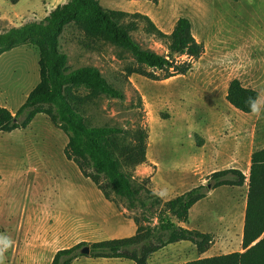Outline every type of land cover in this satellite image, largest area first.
Here are the masks:
<instances>
[{
    "label": "rangeland",
    "instance_id": "1",
    "mask_svg": "<svg viewBox=\"0 0 264 264\" xmlns=\"http://www.w3.org/2000/svg\"><path fill=\"white\" fill-rule=\"evenodd\" d=\"M98 1L109 11L146 15L165 34L187 18L205 48L188 74L166 80V72L154 71L159 77L155 81L129 75L127 69L136 65L129 53L89 40L73 25L60 38L71 70L97 68L125 97L96 100L86 108L87 120L94 126L147 132V163L134 173L135 186L150 179L149 189L166 203L207 186L216 172L238 170L249 179L253 154L264 150V112L259 118L243 114L228 103L227 95L235 79L264 94V0ZM67 2L21 0L15 6L0 0V33L42 23ZM133 36L144 49L168 54L166 42L149 35L143 26ZM39 82L37 50L22 47L5 54L0 58V107L16 116ZM68 143L66 134L45 115H38L27 129L0 133V237L18 247L7 249L11 256L4 261L50 264L59 251L87 243L73 264H135L82 253L94 243L134 237L135 219L147 211H128L126 202L113 197L115 202H110L120 212L128 211L115 218L104 194L67 159ZM245 192V187L219 188L190 212L187 227L212 236L207 256L242 252ZM143 198L149 202L145 191ZM41 220L47 224L39 225L38 236L36 221ZM35 237L41 242L37 248L26 246ZM4 242L0 240V247ZM218 247L223 249L217 252ZM201 257L195 245L178 244L152 264H184Z\"/></svg>",
    "mask_w": 264,
    "mask_h": 264
},
{
    "label": "trees",
    "instance_id": "2",
    "mask_svg": "<svg viewBox=\"0 0 264 264\" xmlns=\"http://www.w3.org/2000/svg\"><path fill=\"white\" fill-rule=\"evenodd\" d=\"M10 2L16 6L21 0ZM71 25L89 40L107 43L129 53L136 64L127 69L129 75L155 81L159 77L154 71L166 72V80L188 74L193 61L204 55L205 48L196 40L192 23L187 18L178 20L173 32L165 34L150 17L109 11L102 8L98 0H69L53 10L42 23H28L0 33V58L16 49L32 47L39 52L40 71L38 86L16 116L0 107V133L27 129L38 115L47 116L69 139L65 150L67 159L77 165L108 201L115 202L114 197L126 202L128 211H147L142 219H135L137 233L134 237L94 243L90 246L91 257L149 264L155 253L181 242H190L198 252L205 254L212 236L185 229L181 224L189 223L192 209L212 191L222 187L242 188L247 184L244 252L184 264H264V150L253 154L249 179L238 170L216 172L207 186H200L166 203L149 189L150 179L136 187L134 173L147 163L148 134L143 128L127 131L119 127L94 126L87 120L86 108L96 100L101 97L124 100L125 97L99 69H70L69 57L61 52L60 38ZM142 26L149 35L166 42V56L144 49L135 40L133 35ZM183 57L188 61L181 63L179 59ZM258 95L256 90L246 88L235 79L230 83L227 101L237 111L249 115L246 101ZM144 191L149 202L143 198ZM85 246L88 244L81 243L59 251L52 264H73L82 256L79 251Z\"/></svg>",
    "mask_w": 264,
    "mask_h": 264
},
{
    "label": "crops",
    "instance_id": "3",
    "mask_svg": "<svg viewBox=\"0 0 264 264\" xmlns=\"http://www.w3.org/2000/svg\"><path fill=\"white\" fill-rule=\"evenodd\" d=\"M69 1V0H68ZM201 186H204V185H201ZM200 187V186H199ZM245 190H246V192H245V194H244V197H243V215H242V228H241V238L240 239H242V244H243V234H244V226H245V217H246V210H247V198H248V185L246 184L245 186ZM196 188H198V187H196ZM196 188H194V189H196ZM236 188H238V187H236ZM193 190V189H192ZM191 191V190H190ZM190 191H188V192H190ZM187 193V192H186ZM186 193H183V194H181L180 196H182V195H184V194H186ZM178 197V196H177ZM104 202H105V204H107V206H109V208H111L115 213H116V215H115V218H119V217H124V214H126V213H128V211L124 208V212H120V209L118 208V206H116L113 202H110V201H108V200H106V199H104L103 200ZM108 202H110V203H108ZM109 204V205H108ZM193 210V209H192ZM117 216V217H116ZM121 219H123V218H121ZM125 221V220H124ZM45 225V224H47L46 223V220H44V221H42L41 220V222H39V221H36V235H38L39 236V234H38V230H39V225ZM155 224H157V223H155ZM181 227H183V228H185V229H188V230H193V229H189L188 227H187V224H181ZM242 229H243V234H242ZM197 231V230H196ZM200 232V231H199ZM202 233V232H201ZM203 234H208V233H203ZM210 235V234H209ZM226 235H227V233H226ZM49 238H47V240H48ZM215 240H217V241H219V239L218 238H214ZM41 242L39 241V238L38 237H35V239H34V241H29V242H26V246H28L27 244H29V245H31V244H34V245H36V248H37V245L38 244H40ZM188 243H190V242H181V243H178V244H188ZM178 244H174V245H170V246H167V247H165V248H163L162 250H160L159 252H157V253H155L151 258H150V260H149V264H152V262H153V260L154 259H156V258H158V257H161V255H162V253H165L166 252V250L167 249H169V248H172V246H176V245H178ZM192 244V243H191ZM213 244V239H212V243H211V245ZM218 244V243H217ZM194 245V244H193ZM210 245V246H211ZM217 246V245H216ZM214 247V249H215V246H213ZM18 249V247H16V246H13L12 247V245H10V247H8L7 249ZM24 248H26L25 246H24ZM242 248H243V245H242ZM223 249V247H218V249H216V251L217 252H220L221 250ZM198 250V249H197ZM209 250V249H208ZM242 252H244V250H242ZM200 253V252H199ZM201 254V253H200ZM207 254V252L205 253V254H202V257L201 258H199L198 260H200V259H205V258H212V257H217V256H221V255H228L227 253H225V254H221V255H217V256H207L206 255ZM10 253H8L7 251H5V253H4V260H6V259H8V258H10ZM53 259H54V257L52 258V260H51V262H50V264H52V262H53ZM18 260H21V259H19L18 258ZM197 261V260H196ZM21 262V261H20ZM4 264H8L6 261H4Z\"/></svg>",
    "mask_w": 264,
    "mask_h": 264
},
{
    "label": "clouds",
    "instance_id": "4",
    "mask_svg": "<svg viewBox=\"0 0 264 264\" xmlns=\"http://www.w3.org/2000/svg\"><path fill=\"white\" fill-rule=\"evenodd\" d=\"M246 104L249 108L250 113L259 118L264 112V94L258 95L255 98H248ZM0 240H4V244L0 247V264H4V253L8 247H10V242H7L6 238L0 237Z\"/></svg>",
    "mask_w": 264,
    "mask_h": 264
},
{
    "label": "water",
    "instance_id": "5",
    "mask_svg": "<svg viewBox=\"0 0 264 264\" xmlns=\"http://www.w3.org/2000/svg\"><path fill=\"white\" fill-rule=\"evenodd\" d=\"M82 253H83L84 255H89V254H90V248H86V249H84V250L82 251Z\"/></svg>",
    "mask_w": 264,
    "mask_h": 264
}]
</instances>
